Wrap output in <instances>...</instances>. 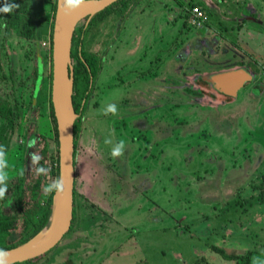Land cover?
Returning <instances> with one entry per match:
<instances>
[{
    "label": "rangeland",
    "instance_id": "1",
    "mask_svg": "<svg viewBox=\"0 0 264 264\" xmlns=\"http://www.w3.org/2000/svg\"><path fill=\"white\" fill-rule=\"evenodd\" d=\"M55 1L26 0L35 41L6 34L0 13V96L25 112L0 118L9 177L31 165L28 143L48 128V77L34 94L35 68L46 65ZM192 4L207 12L202 33L185 22ZM126 12L86 22L83 45L101 68L77 139V218L36 264H195L215 260L211 245L264 260V0H138ZM239 67L256 79L229 104L198 106L185 90L190 75ZM108 103L117 115L102 114ZM106 138L125 141L122 157Z\"/></svg>",
    "mask_w": 264,
    "mask_h": 264
},
{
    "label": "trees",
    "instance_id": "2",
    "mask_svg": "<svg viewBox=\"0 0 264 264\" xmlns=\"http://www.w3.org/2000/svg\"><path fill=\"white\" fill-rule=\"evenodd\" d=\"M137 1L138 0H119L91 19L83 20V23L74 32L72 40L73 43L76 42L75 36L77 34L78 40L75 56L72 55L75 60V64L73 66V104L75 113L79 115L74 125L75 166L76 146L81 119L87 110V104L92 93V88L101 68L100 57L96 53L86 50L83 45L87 29L89 28L86 22L90 20L89 22L97 23L108 14L118 13L122 15L127 13L126 11ZM15 3L20 5L19 9L13 11L12 13L4 14L3 16L6 34L13 32L17 37L28 41H35L36 39H39L40 31L36 25V17L39 16L38 13L34 11L31 3H27L26 0H15ZM193 6L199 5L192 4L190 8ZM201 8L205 10L203 7ZM56 11L57 1L51 4L50 10L46 13L45 19L48 21L50 28V32L48 34L50 47L48 53L45 54L47 57V61L45 63L46 65L40 66L38 64L35 68L37 79L35 86H37V88L34 90V94H37V92L41 89L38 82L42 79V76L46 71L48 77V128L45 130H39L37 133L38 142L35 146V152L43 157L40 161V165L50 168L51 171L48 177L37 176L31 170V165L29 166L27 162H25L17 173L9 177L8 193L6 194L5 199L0 200V249L4 250L16 249L32 240L48 225L52 213L54 194L44 193L41 186L60 176L58 130L51 101L52 35ZM189 15L190 11L184 13L186 24L189 23ZM206 23L200 28L193 27L190 23L189 26L202 33L205 31L204 28ZM186 78L187 82L184 84L185 90L193 96V102L198 106L216 108L229 104L233 101L232 98L221 95L215 91L210 84L203 82L198 73L190 75ZM253 78L254 80L256 79V73H253ZM34 99L35 97L32 100V104L35 102ZM41 105H39L38 110H42ZM23 110V107H20L16 99L0 96V118L3 120L9 123L17 122L18 118H22L24 112ZM21 172H23L22 175ZM76 197V191L74 190V213L70 231H72L77 218ZM261 197L264 199V190L260 193V198ZM51 251L46 253L44 256L42 255L38 258L16 264H36ZM209 254L213 255L215 260L202 256L200 260L195 262V264H252V254L250 252L246 255H239L237 252L228 251L225 247L211 245L209 247ZM64 264H75V262L71 258H68Z\"/></svg>",
    "mask_w": 264,
    "mask_h": 264
},
{
    "label": "water",
    "instance_id": "3",
    "mask_svg": "<svg viewBox=\"0 0 264 264\" xmlns=\"http://www.w3.org/2000/svg\"><path fill=\"white\" fill-rule=\"evenodd\" d=\"M117 1L119 0H86L78 11L66 15L61 8V0H58L52 35L51 101L58 130L59 173L64 177L67 190L62 196L54 194L49 219L51 225L45 237L22 253L18 250L30 243L36 236L16 249L7 250L10 254L9 264L23 263L45 255L56 247L71 229L76 178L74 125L79 117L75 113L73 104L72 40L80 22L91 19ZM200 79L210 84L221 95L235 99L238 92L253 81V75L248 68L239 67L200 75ZM258 88L262 87L258 86Z\"/></svg>",
    "mask_w": 264,
    "mask_h": 264
},
{
    "label": "clouds",
    "instance_id": "4",
    "mask_svg": "<svg viewBox=\"0 0 264 264\" xmlns=\"http://www.w3.org/2000/svg\"><path fill=\"white\" fill-rule=\"evenodd\" d=\"M86 0H61V8L64 14L70 15L78 11L84 4ZM20 5L15 3V0H4V6L0 7V13L9 14L15 10H18ZM103 115H117L118 106L115 103H108L102 109ZM37 139L32 138L29 143V148H34L37 144ZM104 143L107 145H112L110 155L113 158L122 157L125 153L126 144L124 140L113 144L112 139L106 138ZM31 170L37 176L48 177L50 174V168L40 165V161L43 159L37 152L31 154ZM9 162L7 148L4 145H0V200L5 199L8 193V180H9ZM23 172H21V175ZM42 191L46 194H55L56 196H62L65 194L67 188L63 176H58L56 179L51 180L49 183L41 186ZM10 254L7 250L0 249V264H9ZM252 264H264V260H260L259 257H252Z\"/></svg>",
    "mask_w": 264,
    "mask_h": 264
},
{
    "label": "built area",
    "instance_id": "5",
    "mask_svg": "<svg viewBox=\"0 0 264 264\" xmlns=\"http://www.w3.org/2000/svg\"><path fill=\"white\" fill-rule=\"evenodd\" d=\"M208 20V15L205 10H203L200 6H193L190 11L188 22L196 28L202 27L206 21ZM45 46L46 43L43 42Z\"/></svg>",
    "mask_w": 264,
    "mask_h": 264
},
{
    "label": "bare ground",
    "instance_id": "6",
    "mask_svg": "<svg viewBox=\"0 0 264 264\" xmlns=\"http://www.w3.org/2000/svg\"><path fill=\"white\" fill-rule=\"evenodd\" d=\"M50 223L46 226V228L39 234L37 235L30 243H28L27 245L21 247L18 252L19 253H22L24 251H26L27 249H29L30 247L36 245L38 242H40L44 237L45 235L47 234V232L49 231V228H50Z\"/></svg>",
    "mask_w": 264,
    "mask_h": 264
},
{
    "label": "flooded vegetation",
    "instance_id": "7",
    "mask_svg": "<svg viewBox=\"0 0 264 264\" xmlns=\"http://www.w3.org/2000/svg\"><path fill=\"white\" fill-rule=\"evenodd\" d=\"M260 86V85H257V87Z\"/></svg>",
    "mask_w": 264,
    "mask_h": 264
}]
</instances>
